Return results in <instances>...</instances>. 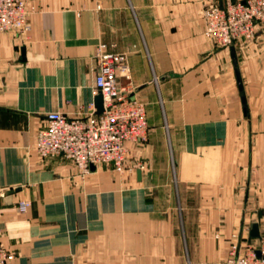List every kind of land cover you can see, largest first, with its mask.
<instances>
[{
  "label": "crops",
  "instance_id": "1",
  "mask_svg": "<svg viewBox=\"0 0 264 264\" xmlns=\"http://www.w3.org/2000/svg\"><path fill=\"white\" fill-rule=\"evenodd\" d=\"M26 2L31 30L0 32L8 264H209L225 261L234 242L257 241L264 24L222 47L204 32L203 0ZM99 45L126 54L131 73L120 86L146 105L149 138L127 143L133 171L104 163L82 174L64 155L34 150L48 112L96 109Z\"/></svg>",
  "mask_w": 264,
  "mask_h": 264
},
{
  "label": "built area",
  "instance_id": "2",
  "mask_svg": "<svg viewBox=\"0 0 264 264\" xmlns=\"http://www.w3.org/2000/svg\"><path fill=\"white\" fill-rule=\"evenodd\" d=\"M30 9L26 0H0V32L31 30ZM202 18L205 34L222 47L238 40H251L258 24H264V0H203ZM95 92L102 94L104 110L96 109L70 117L61 111L46 114L47 124L37 133L34 150L41 158L64 155L82 174L91 165L113 164L120 172L133 171L126 166L128 142H145L149 124L145 102L131 96L120 86L119 77H130L127 56L99 45ZM29 201H22L26 210ZM1 232V229H0ZM14 254L0 243V264H8ZM220 264H264V234L258 239L231 244L229 254Z\"/></svg>",
  "mask_w": 264,
  "mask_h": 264
},
{
  "label": "water",
  "instance_id": "3",
  "mask_svg": "<svg viewBox=\"0 0 264 264\" xmlns=\"http://www.w3.org/2000/svg\"><path fill=\"white\" fill-rule=\"evenodd\" d=\"M235 65H236V74H237V79H238V83H239V87L242 89V79H241V75H240V72H239V68L237 66V62H235ZM243 100H245V98H243ZM95 106H96V113L100 114L103 110H104V106H103V96L102 94H98L96 96V99H95ZM91 169L92 170H95L96 169V166L94 164L91 165ZM251 235L253 237H258L260 234H259V228H258V225L257 224H254L252 230H251Z\"/></svg>",
  "mask_w": 264,
  "mask_h": 264
},
{
  "label": "rangeland",
  "instance_id": "4",
  "mask_svg": "<svg viewBox=\"0 0 264 264\" xmlns=\"http://www.w3.org/2000/svg\"><path fill=\"white\" fill-rule=\"evenodd\" d=\"M112 166H113V168L115 169V167H114V165L112 164ZM117 170V169H116ZM246 239H248V238H246ZM246 239L244 240V241H246ZM255 243H257L258 244V240L257 241H255ZM228 254H229V251H228ZM228 256V255H227ZM220 263H222V262H216V263H209V264H220Z\"/></svg>",
  "mask_w": 264,
  "mask_h": 264
}]
</instances>
